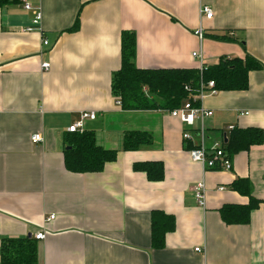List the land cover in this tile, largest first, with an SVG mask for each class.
Segmentation results:
<instances>
[{"label":"crops","instance_id":"0c3cea01","mask_svg":"<svg viewBox=\"0 0 264 264\" xmlns=\"http://www.w3.org/2000/svg\"><path fill=\"white\" fill-rule=\"evenodd\" d=\"M29 2L40 9V31L26 32L32 14L18 3L0 9V240L43 233L36 264H264V0ZM202 6L212 19L200 18ZM199 26L205 65L249 55L263 66L248 73L247 90L206 93L200 102L213 113L205 120L211 140L228 135L229 127L263 132L260 145L231 158L230 172L203 173L191 162L183 126L169 112L124 111L111 93L122 33L134 36L139 69H198L191 54ZM224 35L232 40L213 39ZM82 112L96 113L84 130L118 151L99 173L64 166L67 129ZM128 131L148 132L152 144L122 151ZM34 134L41 143H31ZM141 162L162 163V181L134 172ZM237 178L250 181L261 203L248 224L227 225L219 210L248 203L230 187ZM201 181L205 208L191 192ZM155 210L175 219L159 250L150 244Z\"/></svg>","mask_w":264,"mask_h":264},{"label":"trees","instance_id":"16d2710c","mask_svg":"<svg viewBox=\"0 0 264 264\" xmlns=\"http://www.w3.org/2000/svg\"><path fill=\"white\" fill-rule=\"evenodd\" d=\"M17 3L16 0H0V9ZM78 29V22L69 30ZM214 40H232L228 36H213ZM135 40L132 33L121 36L120 68L111 77V93L120 101L124 111H166L180 107L199 93L201 82L214 83L219 92L245 91L248 88V73L263 69L250 57H221L216 65H204V69L143 70L134 64ZM263 142V132L257 128H233L227 135L224 149L232 158L240 152ZM152 144V137L145 131L125 132L122 151L133 152ZM64 166L70 173H99L104 166L116 160L118 151L108 150L96 142L94 132L68 133L65 138ZM134 172L145 174L150 182H160L164 176L160 162L134 163ZM232 191L248 198L245 205H225L219 210L221 220L227 225H246L250 213L261 201L253 196L252 185L247 178H237L231 184ZM175 219L161 211L150 213V244L154 250L164 247L165 236L174 231ZM34 238H2L0 240V264H36Z\"/></svg>","mask_w":264,"mask_h":264},{"label":"built area","instance_id":"2783aa9c","mask_svg":"<svg viewBox=\"0 0 264 264\" xmlns=\"http://www.w3.org/2000/svg\"><path fill=\"white\" fill-rule=\"evenodd\" d=\"M21 5L22 9L32 14L31 26L26 29V32L40 31L41 12L40 9H34L29 0H16ZM201 19H212L213 11L208 6H202L199 11ZM194 36L198 40V49L194 51L191 56L197 62L198 69L201 72L204 69V53L202 49V42L205 38V31L202 26H199L194 31ZM229 37L233 36L232 33L228 34ZM46 45L47 42L43 41ZM42 70L48 69V64H41ZM216 95L218 92L214 89V83L209 81L204 84L201 82L199 93L192 98V101H186L180 107L169 111V116L178 120L183 126L182 141L187 145V153L191 162L201 166L203 173L208 171L213 172H230L232 169V160L224 149L227 142V134L221 135L216 140H211L208 136V131L205 126V120L210 118L213 113L211 110L205 109L200 105L201 99L205 94ZM115 104L120 106V101L115 100ZM96 119L95 112H82L80 113L77 121L73 123L68 129L67 133H81L84 130L86 121H94ZM198 123V125H196ZM233 129L229 127L228 133ZM32 144L37 145L42 142L40 134H34L30 137ZM219 191L223 187L218 188ZM191 192L194 196L196 204L205 208L206 187L201 181L191 187ZM54 217L50 216L46 221L53 220ZM43 233H37L34 236L36 241L44 239ZM194 252H200L199 248L194 249Z\"/></svg>","mask_w":264,"mask_h":264},{"label":"water","instance_id":"95a60500","mask_svg":"<svg viewBox=\"0 0 264 264\" xmlns=\"http://www.w3.org/2000/svg\"><path fill=\"white\" fill-rule=\"evenodd\" d=\"M31 236L30 235H28V238H30Z\"/></svg>","mask_w":264,"mask_h":264}]
</instances>
